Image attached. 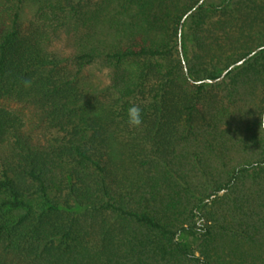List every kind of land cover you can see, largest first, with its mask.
Returning a JSON list of instances; mask_svg holds the SVG:
<instances>
[{"label":"trees","instance_id":"trees-1","mask_svg":"<svg viewBox=\"0 0 264 264\" xmlns=\"http://www.w3.org/2000/svg\"><path fill=\"white\" fill-rule=\"evenodd\" d=\"M199 2L0 0V264H264V0Z\"/></svg>","mask_w":264,"mask_h":264},{"label":"rangeland","instance_id":"rangeland-1","mask_svg":"<svg viewBox=\"0 0 264 264\" xmlns=\"http://www.w3.org/2000/svg\"><path fill=\"white\" fill-rule=\"evenodd\" d=\"M28 7L25 8L23 14V23L26 25L31 19V13L28 12ZM69 44L62 38L56 39L53 48L59 51H64L69 49ZM96 74V73H95ZM0 104L6 106L7 108L11 109L12 111H18L21 109L17 103H14L7 99L0 98ZM24 122H25V129L32 134V137L38 140L41 143H45L49 140V138L56 137L58 134L55 131L49 130L45 127L44 121L39 120L37 117L33 116L29 109H23L20 112ZM31 202L36 203L35 199H31ZM178 240L180 243L189 250H192L196 244V236L189 231H185L178 236Z\"/></svg>","mask_w":264,"mask_h":264},{"label":"clouds","instance_id":"clouds-1","mask_svg":"<svg viewBox=\"0 0 264 264\" xmlns=\"http://www.w3.org/2000/svg\"><path fill=\"white\" fill-rule=\"evenodd\" d=\"M25 87L31 86V81H23ZM128 123L130 127H139L142 124V109L139 105L133 104L128 109Z\"/></svg>","mask_w":264,"mask_h":264},{"label":"water","instance_id":"water-1","mask_svg":"<svg viewBox=\"0 0 264 264\" xmlns=\"http://www.w3.org/2000/svg\"><path fill=\"white\" fill-rule=\"evenodd\" d=\"M201 1H202V0H200V2L197 4V6L201 3ZM189 13H190V12H189ZM187 15H188V14H186V15L183 17V20L186 18ZM180 35H181V27H180V30H179V39H180ZM252 54H253V53H252ZM246 59H247V57H245V58H243V59L237 61L236 63L232 64V65L230 66V68H234V67H236V66L242 64ZM224 74H225V72H223V73L221 74V76H220L219 78H217V79H204L203 81H204V82H214V81H216V80L221 79V78L224 76Z\"/></svg>","mask_w":264,"mask_h":264}]
</instances>
